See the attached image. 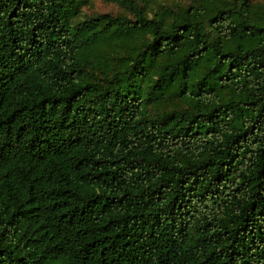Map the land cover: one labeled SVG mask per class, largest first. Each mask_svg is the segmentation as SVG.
<instances>
[{
    "label": "trees",
    "instance_id": "1",
    "mask_svg": "<svg viewBox=\"0 0 264 264\" xmlns=\"http://www.w3.org/2000/svg\"><path fill=\"white\" fill-rule=\"evenodd\" d=\"M0 0V264H264V0Z\"/></svg>",
    "mask_w": 264,
    "mask_h": 264
},
{
    "label": "rangeland",
    "instance_id": "2",
    "mask_svg": "<svg viewBox=\"0 0 264 264\" xmlns=\"http://www.w3.org/2000/svg\"><path fill=\"white\" fill-rule=\"evenodd\" d=\"M124 11V7L113 1L88 0L87 2H81L77 18H84L101 12H111L113 14H117Z\"/></svg>",
    "mask_w": 264,
    "mask_h": 264
}]
</instances>
